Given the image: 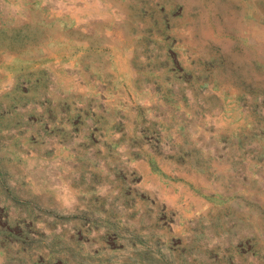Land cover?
Listing matches in <instances>:
<instances>
[{
    "label": "rangeland",
    "instance_id": "obj_1",
    "mask_svg": "<svg viewBox=\"0 0 264 264\" xmlns=\"http://www.w3.org/2000/svg\"><path fill=\"white\" fill-rule=\"evenodd\" d=\"M0 264H264V0H0Z\"/></svg>",
    "mask_w": 264,
    "mask_h": 264
},
{
    "label": "bare ground",
    "instance_id": "obj_2",
    "mask_svg": "<svg viewBox=\"0 0 264 264\" xmlns=\"http://www.w3.org/2000/svg\"><path fill=\"white\" fill-rule=\"evenodd\" d=\"M57 1V0H56ZM50 12V11H49Z\"/></svg>",
    "mask_w": 264,
    "mask_h": 264
}]
</instances>
